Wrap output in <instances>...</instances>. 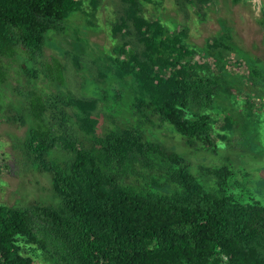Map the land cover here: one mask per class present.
<instances>
[{
	"label": "trees",
	"instance_id": "trees-1",
	"mask_svg": "<svg viewBox=\"0 0 264 264\" xmlns=\"http://www.w3.org/2000/svg\"><path fill=\"white\" fill-rule=\"evenodd\" d=\"M119 1L123 9L109 26L110 52L85 60L81 53L64 51L75 69L87 68L97 84H107L109 94H27L32 124L24 135V155L35 170L50 174L59 202L0 204V264H264V202L231 192L249 174L236 172L225 158L217 166H199L196 175L183 155L148 137L155 117L187 148L216 155L237 122L234 115L253 116L264 126V96L254 98L237 86L242 80L264 91V67H248L237 54L230 59L235 49L228 33L198 49L186 41V28L170 29L144 14L142 4L151 0ZM99 2L0 0V58L26 53L34 59L48 34L66 35L73 13L82 12L94 25ZM179 2L200 10L208 0ZM257 23L264 34L263 7ZM75 40L82 41L77 33ZM65 69L53 59L46 77L62 85ZM6 81L0 64V84ZM125 90L134 124L97 134L99 101L117 104ZM220 92L229 94L231 107L215 102ZM70 116L89 146L68 133ZM6 120L26 124L19 113ZM57 146L68 154L62 164L51 158ZM152 156L161 172H141V185L126 183L123 172L135 171L129 162L151 168Z\"/></svg>",
	"mask_w": 264,
	"mask_h": 264
},
{
	"label": "rangeland",
	"instance_id": "rangeland-1",
	"mask_svg": "<svg viewBox=\"0 0 264 264\" xmlns=\"http://www.w3.org/2000/svg\"><path fill=\"white\" fill-rule=\"evenodd\" d=\"M179 1L181 0H151L149 3H143L142 8L145 15L159 19L170 29L186 28V41L198 49L204 48L212 37L228 33V41L235 49V53L232 52L229 55L230 59L235 58L237 54L236 56L246 60L248 67H264V34L257 23L261 9L264 8V0L239 2L208 0V3L200 10L197 6L185 2L180 4ZM122 9L123 6L119 0H100L91 19L94 25L86 23V16L82 12L73 13L65 23L66 35L58 38L48 34L41 54L35 55L34 59L26 53H19L13 59L0 58V64L7 72V81L0 84L1 205L31 207L34 204L54 205L59 202L51 189L50 174L35 170L24 155V135L28 126L32 124L26 111L27 94L30 91H36L43 96L100 97L101 90H106L109 94L107 84H97L94 75L87 68L75 69L65 52L73 50L81 53L85 60L95 59L97 55L110 52L114 42L109 35V26ZM76 33L82 41L75 40ZM24 57L28 58L25 64ZM53 59L66 65L62 85L52 83L46 77L48 66L52 64ZM210 68L213 72L215 71L213 64ZM27 69L31 70L35 76L26 73ZM237 86L242 87L246 92L254 93V98L264 96L262 88L258 90L242 80L237 83ZM220 93L215 102L217 104L220 102L219 106L231 107L229 94ZM130 100L131 97L126 91L117 104L110 99L107 102L99 101L96 110L100 117L97 134L102 135L113 127L122 128L134 124V118L128 108ZM17 113L24 117L25 125L21 126L6 120L7 117L15 116ZM234 118L237 122L230 131L227 142H222L221 146L218 144L222 149L216 155L187 148L180 135L168 126L160 124L155 117L152 118L154 126L148 129V137L151 141H156L165 148L183 155L190 163L191 171L196 175H201L199 166H217L223 164L225 158H229L236 172L244 170L249 174L244 183L231 192L233 194L244 192L246 196L249 194L254 199L264 202V131L261 130L262 127L264 130V126L255 121L253 116L246 119V116L236 114ZM65 123L68 133L81 140L85 146H89V139L79 133L73 116L67 118ZM257 130L260 131L257 132ZM64 134L65 132L62 133ZM51 158L62 164L67 160L68 154L57 146ZM147 160L152 163L151 168L135 159L129 162V166L135 171L128 174L121 171L126 183L141 185L143 182L141 172H161L162 166L156 156L149 157ZM198 178L203 180L202 176ZM169 187L171 186L165 185L163 189L169 190Z\"/></svg>",
	"mask_w": 264,
	"mask_h": 264
}]
</instances>
